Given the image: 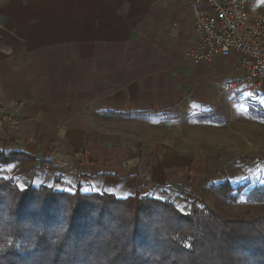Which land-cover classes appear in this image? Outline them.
Masks as SVG:
<instances>
[{"label":"crops","instance_id":"obj_1","mask_svg":"<svg viewBox=\"0 0 264 264\" xmlns=\"http://www.w3.org/2000/svg\"><path fill=\"white\" fill-rule=\"evenodd\" d=\"M193 23L192 0H0V138L27 156L0 175L119 199L223 184L207 152L175 147L238 106L220 86L240 56L190 60Z\"/></svg>","mask_w":264,"mask_h":264},{"label":"trees","instance_id":"obj_2","mask_svg":"<svg viewBox=\"0 0 264 264\" xmlns=\"http://www.w3.org/2000/svg\"><path fill=\"white\" fill-rule=\"evenodd\" d=\"M15 146L0 138V168L27 157ZM0 177V264H264V215L226 219L194 201L184 212L172 197L119 199ZM219 190L238 199L229 181ZM247 198L264 201V185Z\"/></svg>","mask_w":264,"mask_h":264},{"label":"rangeland","instance_id":"obj_3","mask_svg":"<svg viewBox=\"0 0 264 264\" xmlns=\"http://www.w3.org/2000/svg\"><path fill=\"white\" fill-rule=\"evenodd\" d=\"M200 121L190 125V130L194 131L192 136L177 137L175 147L186 142L207 152L215 179H227L225 182L229 181L237 189L234 194L238 199L225 197L218 190L219 186L202 187L197 191L176 187L169 197L184 212L190 210L194 201L226 219H254L264 215V201L247 198L250 188L264 185V107L238 105L227 109L226 114L217 112L213 118ZM14 179L20 187L29 183L25 178Z\"/></svg>","mask_w":264,"mask_h":264},{"label":"built area","instance_id":"obj_4","mask_svg":"<svg viewBox=\"0 0 264 264\" xmlns=\"http://www.w3.org/2000/svg\"><path fill=\"white\" fill-rule=\"evenodd\" d=\"M197 44L187 57L210 63L238 54L237 79L220 86L231 105L264 107V15L251 17L246 0H192Z\"/></svg>","mask_w":264,"mask_h":264},{"label":"snow or ice","instance_id":"obj_5","mask_svg":"<svg viewBox=\"0 0 264 264\" xmlns=\"http://www.w3.org/2000/svg\"><path fill=\"white\" fill-rule=\"evenodd\" d=\"M0 179H4L3 177H0Z\"/></svg>","mask_w":264,"mask_h":264}]
</instances>
